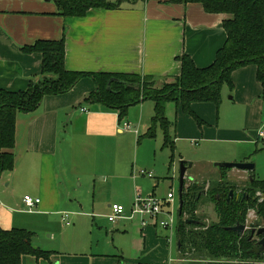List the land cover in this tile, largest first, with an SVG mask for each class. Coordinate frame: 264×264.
<instances>
[{
	"label": "crops",
	"instance_id": "obj_1",
	"mask_svg": "<svg viewBox=\"0 0 264 264\" xmlns=\"http://www.w3.org/2000/svg\"><path fill=\"white\" fill-rule=\"evenodd\" d=\"M106 1L115 3L119 0ZM167 1L124 0L116 9H94L81 18H63L57 15L51 0H0V88L24 91L30 82L37 81L41 74V56L23 54L21 48L38 40L57 41L62 36L65 39V69L70 72L148 77L160 88L163 83L179 77L181 67L177 59L182 55L190 57L199 69L209 67L225 43L222 23L230 17L207 14L197 4L172 5ZM255 72V67L247 66L232 74L233 80L245 83V90L248 86L246 101L258 98L262 93ZM94 91L93 81L84 78L68 93L44 97L35 111L16 115L12 150L15 166L12 172L4 173L0 178V224L3 229L14 228L13 217L9 215L13 209L10 205L23 204L24 197L39 199V213L55 211L70 199L75 181L80 179L78 172L73 171V163L77 164L79 156L86 150L121 153V146H114L113 141L127 135H134L138 140V130L145 133L150 127L151 101L130 107L119 123L117 112L87 101ZM191 109L204 124L206 122L199 117L203 115L201 112L213 113L208 104H194ZM122 123H128L132 132L123 131ZM177 128L179 130V122ZM227 133L234 132L218 131L219 139L201 136L200 140L232 142L220 139ZM195 137L196 134L190 139ZM159 145L155 144V149ZM147 166L157 170L154 165ZM113 168L116 172L120 167L115 164ZM121 169L125 172L124 167ZM231 170L235 173L226 172V179L229 174L243 180L248 176L246 172ZM146 172L153 176L152 170ZM217 172L216 183L222 176L221 169ZM132 174L135 182L139 178L154 180L152 190L158 185L154 176ZM128 175L124 179L130 182ZM103 182L112 183V178ZM190 184L198 186L202 182ZM136 191L141 193L140 188ZM250 216L251 211L247 221ZM68 222L72 224L69 216ZM131 222L120 220L107 230L96 228L90 242L77 244L84 246L81 252H73L70 246L55 247L34 242L32 244L38 249L52 252L53 256L50 261L25 256L21 264H169L164 231L153 223L142 228L138 219L136 224Z\"/></svg>",
	"mask_w": 264,
	"mask_h": 264
},
{
	"label": "trees",
	"instance_id": "obj_2",
	"mask_svg": "<svg viewBox=\"0 0 264 264\" xmlns=\"http://www.w3.org/2000/svg\"><path fill=\"white\" fill-rule=\"evenodd\" d=\"M57 15L63 18H81L90 10L118 8L124 0L109 3L106 0H51ZM172 5H200L207 14L227 15L222 27L226 35L223 47L217 51L213 63L204 69L197 68L190 57L182 55L177 60L181 71L172 83H163L160 88L148 77L136 75L80 73L65 69V39L42 41L21 48L23 54L41 56V74L37 81L30 82L24 91H6L0 88V178L10 173L15 166L12 150L15 146L16 115L35 111L44 97L63 95L71 91L84 78L95 85L87 101L102 105L106 110L118 113L121 123L130 107L145 101L153 103V117L145 138L155 137V127L162 133V147L174 153V140L170 135L171 124L165 109L175 104L184 115L192 117L201 127L204 123L193 113L194 104H211L218 107L223 85L233 87L232 74L247 66L255 67L257 83L264 97V0H168ZM174 156L170 158L173 161ZM220 182L206 193L214 204L216 222L207 228L196 215L202 188L191 184L182 195V210L178 214L176 240L181 256L195 255L198 258L248 260L251 243L228 230L243 225L249 211H255L264 224V201L259 203L256 193L264 194V181L252 182L243 190L248 198L240 202L216 201V195L233 189L227 182L226 172L221 170ZM253 175V173H252ZM186 216V218L183 216ZM187 228H190L187 230ZM191 228H198L193 231ZM33 233L22 229H3L0 224V264H21L29 256L35 260L50 261L52 252L32 246Z\"/></svg>",
	"mask_w": 264,
	"mask_h": 264
},
{
	"label": "rangeland",
	"instance_id": "obj_3",
	"mask_svg": "<svg viewBox=\"0 0 264 264\" xmlns=\"http://www.w3.org/2000/svg\"><path fill=\"white\" fill-rule=\"evenodd\" d=\"M241 81L232 78V88L222 86L218 107L208 104L212 107L213 113L207 115L206 111L201 112L203 115L199 117L208 125L203 124L199 127L192 117L184 115L175 104L166 105L168 110L165 109V115L171 124L170 135L174 140L173 154L169 149L162 147V133L158 126L155 127V137L152 139L145 138L146 132L138 130L140 134L138 140L134 135H127L113 141L114 146H121V153L86 150L81 157L79 156V162L73 163V171L78 172L80 179L75 181L71 198L65 200L60 207L50 213H39L37 207L28 211L23 204L19 203L17 207L10 205L13 209L9 215L13 217L14 228L32 232L34 235L32 243L50 244L55 247L70 246L69 249L73 252H81L84 246L77 245L79 242L88 243L92 240V235L96 233V228L103 227L107 230L111 226L107 220L110 215L108 205L122 206L125 216H128L137 188L141 189L142 195L152 196L158 200H163L168 193H172L173 201L165 207V212H170L173 225L172 228L161 229L165 235L169 264H198L199 261H203V258H196L195 255L181 256L177 251L176 225L180 162H183L187 168L184 177V191L191 185L190 183L202 182L198 186L203 189L204 193L198 191L201 198L198 201L196 215L206 226L216 222L214 204L206 197L207 189L215 185L218 180L217 171L219 169L214 166L215 164H252L254 166L253 178L257 181H264V142L258 139V133L264 131V97L261 93L258 98L246 101L244 97L248 94V86L245 90L246 85ZM149 124L151 125V122ZM223 130H231L234 133L222 135L220 139L233 140L232 142L200 140L201 136L219 139L217 133ZM195 134L197 137L190 139ZM158 143H160L159 148L155 149V144ZM172 156H174L173 161L170 160ZM234 159L237 162H229ZM115 164L120 167L116 172L113 168ZM190 164L191 168H189ZM147 165H154L157 170ZM122 167L125 172L122 171ZM147 169L152 170L153 176L158 181L154 190H152L154 180L150 181L146 178H139L137 182L132 180V173L135 174L139 170L147 171ZM229 171L235 173L234 170L230 169L227 172ZM126 174H129L130 182L124 179ZM110 177L112 183L103 182ZM228 177L227 181L231 183L230 185H234L237 193L246 186L244 182L248 176L244 177V180L241 177L230 176V174ZM64 214H67L72 222L69 226L62 221L61 215ZM254 215L252 210L251 218L248 221L246 218L248 225L253 222ZM184 217L186 216L184 215L183 219ZM131 223L136 224V219ZM91 226H93L92 229H90ZM191 229L199 230L198 228ZM32 246L37 248L33 244Z\"/></svg>",
	"mask_w": 264,
	"mask_h": 264
},
{
	"label": "built area",
	"instance_id": "obj_4",
	"mask_svg": "<svg viewBox=\"0 0 264 264\" xmlns=\"http://www.w3.org/2000/svg\"><path fill=\"white\" fill-rule=\"evenodd\" d=\"M121 129L125 132H132L131 127L128 123H122ZM137 133V131H133ZM258 139H261L264 142V131L258 133ZM140 176H145L148 178H153L151 173H147L144 170L136 171L135 174ZM173 194L168 193L166 198L163 200L155 199L154 197H143L139 191H136L130 214L125 216V212L122 206L112 205L110 206V215L107 217V220L110 224H115L120 220L132 221L138 219L140 226L146 228L151 223L160 229L172 228L173 220L170 212H165V207L172 203ZM28 211H31L39 204V199H32L31 197H24L22 200ZM62 221L68 226V215H62ZM186 218V217H185ZM187 254H185L186 256ZM204 264L203 262H200Z\"/></svg>",
	"mask_w": 264,
	"mask_h": 264
},
{
	"label": "flooded vegetation",
	"instance_id": "obj_5",
	"mask_svg": "<svg viewBox=\"0 0 264 264\" xmlns=\"http://www.w3.org/2000/svg\"><path fill=\"white\" fill-rule=\"evenodd\" d=\"M253 173V172H252ZM252 173L251 175H248V179L244 182L246 184L245 187H243L241 190H239V192L237 193L234 185H230L231 183L228 182V184L233 188V189H228L226 192H223L222 194L219 195H216L215 199L216 201H219V200H224L226 203H229L230 201L232 200H236L237 202H240L242 201L243 199L245 198H248V196H246V194L244 193V189L247 187V185L249 183L252 182ZM220 182V181H219ZM214 186V185H213ZM212 187V186H211ZM210 189V187L207 189V191ZM232 192L233 194L231 196H229V193ZM199 193H204L203 189L199 191ZM198 193V195H200ZM207 193V192H206ZM240 195H243V196H240ZM256 197L259 198V203L263 202L264 201V194H261V193H256L255 195ZM254 219H253V222L248 225L247 222L245 221V223L243 225H246L247 227V230L244 231L243 233H239L237 234L236 232H233L236 234V236L238 237H243V238H246L247 242L248 243H251V249L248 251V254L251 255V258L248 259V260H241V259H210V258H203L204 260L203 261H199L198 264H200V262H203L204 264H264V252H259L257 254H252L250 253V251L254 250V249H259V245L258 243L260 242L261 240V236L257 235V231L258 229H262L264 228V224L261 222V220L257 217V214L256 212L254 211ZM247 218V216H246ZM257 220H260V224L256 225V221ZM209 225H205V227L207 228ZM236 227V226H235ZM254 229L255 232L253 235H251V230ZM232 232V231H231ZM251 238V239H250Z\"/></svg>",
	"mask_w": 264,
	"mask_h": 264
},
{
	"label": "water",
	"instance_id": "obj_6",
	"mask_svg": "<svg viewBox=\"0 0 264 264\" xmlns=\"http://www.w3.org/2000/svg\"><path fill=\"white\" fill-rule=\"evenodd\" d=\"M46 1H49V0H46ZM214 166L219 170L220 169H222V170L223 169H225V170L235 169L238 171L246 172L248 175H251V173L254 170V166L252 164H247V163H217ZM189 168H191V164H190ZM186 171H187V168L184 166V163L180 162L179 189H178V199H179L178 214L179 215L181 214L182 205H183L182 195H183L184 189H185L184 177H185ZM232 194L233 193L230 192L229 196H231ZM240 196H243V195H240ZM258 224H260V220L256 221V225H258ZM228 230H230L232 232H236L237 234H239V233H243L244 231H246L247 227H246V225H239V226H236L233 228H229ZM250 232H251V235H253L255 230L252 229ZM257 235L261 236V240L258 243L260 248L250 251V253H252V254L264 252V228L258 229ZM177 247L179 249V244H177Z\"/></svg>",
	"mask_w": 264,
	"mask_h": 264
}]
</instances>
